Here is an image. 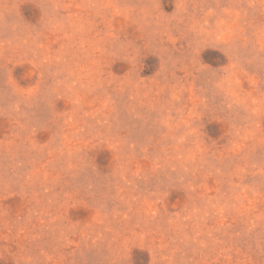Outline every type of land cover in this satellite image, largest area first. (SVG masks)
Segmentation results:
<instances>
[{"label":"rangeland","instance_id":"obj_1","mask_svg":"<svg viewBox=\"0 0 264 264\" xmlns=\"http://www.w3.org/2000/svg\"><path fill=\"white\" fill-rule=\"evenodd\" d=\"M0 264H264V0H0Z\"/></svg>","mask_w":264,"mask_h":264}]
</instances>
